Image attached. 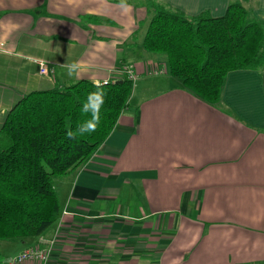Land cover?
<instances>
[{
  "label": "crops",
  "instance_id": "1",
  "mask_svg": "<svg viewBox=\"0 0 264 264\" xmlns=\"http://www.w3.org/2000/svg\"><path fill=\"white\" fill-rule=\"evenodd\" d=\"M160 1L264 21V0ZM147 21L142 0H0V127L29 92L137 76L108 139L54 183L48 264H264V68L228 73L209 105L142 49Z\"/></svg>",
  "mask_w": 264,
  "mask_h": 264
},
{
  "label": "trees",
  "instance_id": "2",
  "mask_svg": "<svg viewBox=\"0 0 264 264\" xmlns=\"http://www.w3.org/2000/svg\"><path fill=\"white\" fill-rule=\"evenodd\" d=\"M142 1L148 12L142 49L164 57L169 76L207 104L219 103L228 73L264 68V21L240 3L232 1L223 16L213 18L208 12L188 17L160 0ZM132 86L126 78L80 80L29 92L13 105L0 127V242L36 244L57 224L55 180L90 161L127 110ZM98 91L104 102L96 130L70 138L91 119L81 107Z\"/></svg>",
  "mask_w": 264,
  "mask_h": 264
},
{
  "label": "built area",
  "instance_id": "3",
  "mask_svg": "<svg viewBox=\"0 0 264 264\" xmlns=\"http://www.w3.org/2000/svg\"><path fill=\"white\" fill-rule=\"evenodd\" d=\"M39 67V74L41 76H50L53 72L46 67V64L42 61H37ZM120 71L125 75V78L131 81L133 84L136 81V74L133 66L129 64H124L121 66ZM156 74H162L163 71L157 70ZM151 72L149 73V75ZM105 82L104 84H106ZM66 213V212H65ZM63 212V214H65ZM55 239H44L41 238L38 242V245L31 247H26L20 254L4 258L0 261V264H48L51 251L54 246ZM39 244L41 246H39Z\"/></svg>",
  "mask_w": 264,
  "mask_h": 264
},
{
  "label": "clouds",
  "instance_id": "4",
  "mask_svg": "<svg viewBox=\"0 0 264 264\" xmlns=\"http://www.w3.org/2000/svg\"><path fill=\"white\" fill-rule=\"evenodd\" d=\"M103 92H93L90 93L87 102L82 105L81 112L82 114H90L91 119L85 123L78 125L76 133L69 132L68 135L70 138H75V135L91 133L94 132L99 124V111L104 102Z\"/></svg>",
  "mask_w": 264,
  "mask_h": 264
},
{
  "label": "rangeland",
  "instance_id": "5",
  "mask_svg": "<svg viewBox=\"0 0 264 264\" xmlns=\"http://www.w3.org/2000/svg\"><path fill=\"white\" fill-rule=\"evenodd\" d=\"M242 5L246 9H248L246 4L243 3ZM163 69L167 70V63L166 62L164 63ZM59 180H61V179H59ZM23 246L25 247V245L24 244L21 245V243L19 241H15V242H11V243L0 242V261L6 257L16 255L17 253H19L21 251Z\"/></svg>",
  "mask_w": 264,
  "mask_h": 264
},
{
  "label": "water",
  "instance_id": "6",
  "mask_svg": "<svg viewBox=\"0 0 264 264\" xmlns=\"http://www.w3.org/2000/svg\"><path fill=\"white\" fill-rule=\"evenodd\" d=\"M120 82V81H119Z\"/></svg>",
  "mask_w": 264,
  "mask_h": 264
}]
</instances>
